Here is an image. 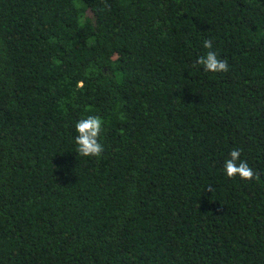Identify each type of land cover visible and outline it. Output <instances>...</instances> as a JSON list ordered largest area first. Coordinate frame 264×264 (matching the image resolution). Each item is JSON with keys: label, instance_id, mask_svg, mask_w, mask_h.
Segmentation results:
<instances>
[{"label": "trees", "instance_id": "obj_1", "mask_svg": "<svg viewBox=\"0 0 264 264\" xmlns=\"http://www.w3.org/2000/svg\"><path fill=\"white\" fill-rule=\"evenodd\" d=\"M0 264H264V0H0Z\"/></svg>", "mask_w": 264, "mask_h": 264}, {"label": "clouds", "instance_id": "obj_2", "mask_svg": "<svg viewBox=\"0 0 264 264\" xmlns=\"http://www.w3.org/2000/svg\"><path fill=\"white\" fill-rule=\"evenodd\" d=\"M203 47L213 49V41L205 39ZM197 63L204 67L206 72H227L228 62L226 59H220L217 53L210 50L205 56L198 58ZM75 129L78 135L75 137V143L78 146L77 152L82 157H97L99 158L104 146L100 142L101 132L103 130V120L99 116H88L82 118L75 124ZM242 149L233 148L230 151L229 158L224 163V169L228 177L239 176L244 180H259L260 175L254 171L246 160L241 159ZM209 190H212L209 187Z\"/></svg>", "mask_w": 264, "mask_h": 264}]
</instances>
